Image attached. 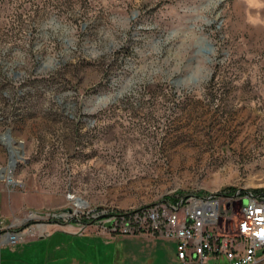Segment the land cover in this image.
<instances>
[{
	"label": "rangeland",
	"instance_id": "374dc122",
	"mask_svg": "<svg viewBox=\"0 0 264 264\" xmlns=\"http://www.w3.org/2000/svg\"><path fill=\"white\" fill-rule=\"evenodd\" d=\"M4 135L19 227L264 193V0H0Z\"/></svg>",
	"mask_w": 264,
	"mask_h": 264
},
{
	"label": "built area",
	"instance_id": "2783aa9c",
	"mask_svg": "<svg viewBox=\"0 0 264 264\" xmlns=\"http://www.w3.org/2000/svg\"><path fill=\"white\" fill-rule=\"evenodd\" d=\"M2 167V166H1ZM9 187L18 181L3 175ZM112 215L103 229L175 242L174 264H264V193L250 189L181 193L160 203ZM80 223L81 222L79 220ZM77 223L81 231L87 226ZM26 228V227H25ZM25 228L5 227L0 240L25 239Z\"/></svg>",
	"mask_w": 264,
	"mask_h": 264
},
{
	"label": "crops",
	"instance_id": "0c3cea01",
	"mask_svg": "<svg viewBox=\"0 0 264 264\" xmlns=\"http://www.w3.org/2000/svg\"><path fill=\"white\" fill-rule=\"evenodd\" d=\"M24 198V193L7 195L0 188V230L21 225L16 220ZM77 223L59 219L39 222L35 228L29 223L31 233L22 241L10 244L0 240V264H127L128 252L133 248L157 264L175 263L172 240L105 229L81 231Z\"/></svg>",
	"mask_w": 264,
	"mask_h": 264
},
{
	"label": "bare ground",
	"instance_id": "6f19581e",
	"mask_svg": "<svg viewBox=\"0 0 264 264\" xmlns=\"http://www.w3.org/2000/svg\"><path fill=\"white\" fill-rule=\"evenodd\" d=\"M0 140L3 143H5L9 147V150H10V159L8 161V165L5 167L0 166V173L2 175L7 174L10 178V181H12L11 171H12L15 163L17 162V157L20 156V152H19L18 148H16L13 145V139L10 136H7V135L1 136ZM75 204L80 207V206L85 205V201L81 198H76ZM30 214L32 215L33 213H30Z\"/></svg>",
	"mask_w": 264,
	"mask_h": 264
},
{
	"label": "flooded vegetation",
	"instance_id": "af4514ba",
	"mask_svg": "<svg viewBox=\"0 0 264 264\" xmlns=\"http://www.w3.org/2000/svg\"><path fill=\"white\" fill-rule=\"evenodd\" d=\"M81 222H84V221H81ZM80 224L86 225V226L88 227V226H90V224L93 225V224H95V223H90V224H89V223H80Z\"/></svg>",
	"mask_w": 264,
	"mask_h": 264
},
{
	"label": "trees",
	"instance_id": "16d2710c",
	"mask_svg": "<svg viewBox=\"0 0 264 264\" xmlns=\"http://www.w3.org/2000/svg\"><path fill=\"white\" fill-rule=\"evenodd\" d=\"M27 224L29 225V223H27ZM28 225H27V226H28ZM27 226H26V225H25V226H21V228H25V227H27Z\"/></svg>",
	"mask_w": 264,
	"mask_h": 264
}]
</instances>
